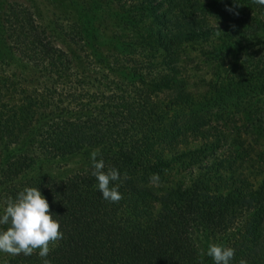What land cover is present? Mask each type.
Segmentation results:
<instances>
[{"label": "trees", "instance_id": "obj_1", "mask_svg": "<svg viewBox=\"0 0 264 264\" xmlns=\"http://www.w3.org/2000/svg\"><path fill=\"white\" fill-rule=\"evenodd\" d=\"M85 5L74 38L89 72L30 14L14 19L4 11V36L22 59L18 63H30L35 74L0 67V213L9 197L38 188L63 233L50 246V264H214L202 255L211 244L235 250L230 264H264V177L259 183L237 177L234 164L214 146L224 136L217 133L207 142L206 133L215 112L230 116L227 109L242 98L264 96V6L252 0H86ZM100 6L101 14L93 15ZM117 9L123 12L121 25L131 31L117 28L110 39L97 41L95 21ZM154 19L164 28L158 36ZM213 63L219 72L206 81ZM195 79L206 90L195 89ZM241 125L233 146L250 136L264 149L261 121L252 117ZM180 136L201 145L181 151ZM12 147H19L14 154ZM94 150L105 171L120 173L112 182L122 195L118 203L97 190ZM79 155L83 167L67 177L32 174L43 157ZM173 165L180 166L178 175L165 181ZM152 174L160 176L159 186L150 182ZM0 264H43V259L38 251L0 252Z\"/></svg>", "mask_w": 264, "mask_h": 264}, {"label": "rangeland", "instance_id": "obj_2", "mask_svg": "<svg viewBox=\"0 0 264 264\" xmlns=\"http://www.w3.org/2000/svg\"><path fill=\"white\" fill-rule=\"evenodd\" d=\"M86 0H0V67L3 69L4 65L8 66L10 71L20 73L23 76L29 72L35 74L30 63L23 61L18 63L17 60L22 59L14 52L12 45L7 41L4 36L3 19L4 11L7 15H12L14 19L25 18L27 14L32 16V21L41 26L47 34L51 37L54 43L62 50L67 52L73 59L74 64L81 70L89 72L85 68L83 59L80 53L76 50V44L78 43L74 38L78 33V23L81 22L79 14L80 9L86 7ZM109 10L115 12V7L108 5ZM95 8V6H94ZM117 8V7H116ZM101 6L98 10L94 11L93 15H100ZM118 15H123V12L117 9V14L108 16L105 14L101 18L95 21V28L98 29L100 36L97 41L108 40L111 38L113 30L119 28L125 30L126 33L130 32L129 26L127 30L121 25V21ZM155 20V19H154ZM153 21V20H152ZM150 22V21H149ZM154 31L155 36H158L163 31V27L155 20ZM218 45H214L216 49ZM104 56L108 54L107 50H104ZM12 56V59L11 57ZM229 59L228 61H232ZM3 64V66H2ZM213 68H209V73L205 78L206 81L212 80L211 74L219 72V65L217 63L212 64ZM6 69V70H8ZM206 70V69H205ZM28 71V72H27ZM196 72V71H195ZM197 73V72H196ZM196 77V75H195ZM88 81V79H87ZM195 89L200 91L206 90L200 88L196 79L192 81ZM226 84V82H225ZM165 96L168 95L164 94ZM166 102L165 97L159 96ZM230 116L225 115L222 111L215 112L210 120V128L206 129V133L210 135L207 142L215 141L217 133L224 138H219V142H215L214 146L218 149V156L225 157L227 164H234L233 169L235 175L240 178H247L249 181L259 183L264 177V149L252 141L254 137L245 136L244 144L241 146H233L235 140H237L238 133H242V125L245 119L252 117L261 121L259 128V139H263L264 136V96L253 97L249 94L247 97L242 98L240 102L232 105L227 109ZM38 127V125H36ZM217 131V132H216ZM177 145L181 151H188L198 148L201 145V141L193 139L192 137L180 136L177 138ZM203 143V142H202ZM19 147H12V154H14ZM243 156H240V155ZM84 165V159L82 156H76L72 159H47L43 157L39 160L33 168L34 175L51 176L54 178H64L71 173L80 170ZM180 166L173 165L169 174L165 175V181L178 175ZM176 172V174H175Z\"/></svg>", "mask_w": 264, "mask_h": 264}, {"label": "clouds", "instance_id": "obj_3", "mask_svg": "<svg viewBox=\"0 0 264 264\" xmlns=\"http://www.w3.org/2000/svg\"><path fill=\"white\" fill-rule=\"evenodd\" d=\"M252 3L264 6V0H252ZM239 7L238 4H236ZM226 11L239 15L233 8H226ZM217 27V25H216ZM235 27V26H233ZM221 32L218 30L217 35ZM98 150L91 153V175L97 181L96 187L102 198L110 203H118L122 195L118 191L119 185L112 186V182L121 179L116 168L105 171L103 158L97 159ZM124 175V179H127ZM150 182L160 185V176L152 174ZM0 252L11 256H31L38 251V255L43 259V264H50L47 257L50 254V246H55L63 238L60 231V224L53 219L50 213L47 200L41 195L37 187H25L17 193L13 199L9 197L0 213ZM211 257L214 264H230L235 255V250L218 244L209 245L207 252L202 255ZM240 264H246L241 260Z\"/></svg>", "mask_w": 264, "mask_h": 264}]
</instances>
